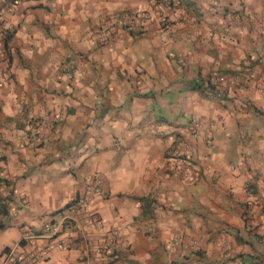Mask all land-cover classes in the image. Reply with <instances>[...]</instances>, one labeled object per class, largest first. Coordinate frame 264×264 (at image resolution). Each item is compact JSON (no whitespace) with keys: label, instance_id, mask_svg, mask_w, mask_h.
<instances>
[{"label":"crops","instance_id":"1","mask_svg":"<svg viewBox=\"0 0 264 264\" xmlns=\"http://www.w3.org/2000/svg\"><path fill=\"white\" fill-rule=\"evenodd\" d=\"M160 1L22 0L6 14L0 264L47 244L44 264H264V0H174L163 17ZM107 23L119 30L103 43ZM181 143L194 180L174 168ZM95 178L101 193L71 211Z\"/></svg>","mask_w":264,"mask_h":264},{"label":"built area","instance_id":"2","mask_svg":"<svg viewBox=\"0 0 264 264\" xmlns=\"http://www.w3.org/2000/svg\"><path fill=\"white\" fill-rule=\"evenodd\" d=\"M20 1L22 0H0V85L3 83V80L6 78V74H7V71L3 66V61L8 57L6 42L11 38V36L14 34L16 29L15 25L6 18V14L10 12V10ZM173 4H174V0H161L160 16L163 17L164 10L168 9L169 7H172ZM151 18H152L151 15L147 13L134 15V21H138V22L149 20ZM118 30H119L118 24L107 23L97 28L96 34L99 36L101 42L108 43L109 40L118 32ZM76 69H77L76 62L74 60H71L67 64L61 67L59 71V75L71 77L76 72ZM251 71L252 70L249 67L245 69V72L247 74H249ZM224 81H225L224 76L214 75L212 79L209 81V83L213 87H218ZM262 94L264 95V88L262 90ZM47 124H48V116L41 119L40 122L38 123L37 132L31 138L32 140L30 141L32 146L37 143L43 142V140L46 137L45 126ZM200 128L201 125L199 123L195 124L194 133H197L200 130ZM190 149H191V145L189 143H181L171 151V158L173 160L174 168L177 171H179L185 179L194 180L196 177V171L190 159ZM1 163H2V159L0 157V164ZM246 191L249 196H254L253 188L248 187ZM99 193H101V180L99 178H95L87 183L84 191L78 197L71 211L73 212L76 210L85 211L89 206V204L91 203L93 197ZM26 203H27V199L23 198L21 200V205L24 206ZM255 227L257 230H261L264 228V210L260 214V216L257 217ZM48 231L56 235L59 232V228L57 226L52 227L48 229ZM114 234L117 236L119 235L118 231H115ZM38 237L39 235L36 233L27 232L23 236V242L32 244L35 242V240ZM179 241L180 239H178V242ZM202 245H203V239L199 238L196 240H191L190 248L193 252H200L202 250ZM225 245H228V243L225 242ZM56 246L60 249L66 248V243L59 240L56 242ZM50 250H51L50 244H47L44 247L39 248L36 252L33 253V255H29V256L18 255L16 254L15 251L12 250L7 254L4 264H44V260ZM93 250H94L95 259L99 258L107 261L109 249L106 245L97 242L93 245Z\"/></svg>","mask_w":264,"mask_h":264},{"label":"trees","instance_id":"3","mask_svg":"<svg viewBox=\"0 0 264 264\" xmlns=\"http://www.w3.org/2000/svg\"><path fill=\"white\" fill-rule=\"evenodd\" d=\"M196 86H197V87H199V88H201V87H202V86H201V84H199V83H197V84H196Z\"/></svg>","mask_w":264,"mask_h":264}]
</instances>
